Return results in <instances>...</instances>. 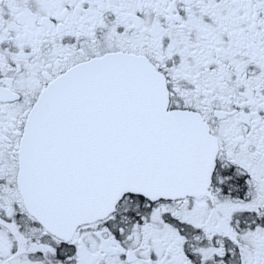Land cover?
<instances>
[{
    "label": "snow or ice",
    "instance_id": "6c2138e0",
    "mask_svg": "<svg viewBox=\"0 0 264 264\" xmlns=\"http://www.w3.org/2000/svg\"><path fill=\"white\" fill-rule=\"evenodd\" d=\"M0 264H264V0H0Z\"/></svg>",
    "mask_w": 264,
    "mask_h": 264
}]
</instances>
